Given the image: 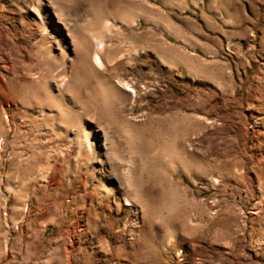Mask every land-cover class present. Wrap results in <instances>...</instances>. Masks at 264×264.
I'll return each mask as SVG.
<instances>
[{"label":"rangeland","instance_id":"374dc122","mask_svg":"<svg viewBox=\"0 0 264 264\" xmlns=\"http://www.w3.org/2000/svg\"><path fill=\"white\" fill-rule=\"evenodd\" d=\"M0 264H264V0H0Z\"/></svg>","mask_w":264,"mask_h":264},{"label":"bare ground","instance_id":"6f19581e","mask_svg":"<svg viewBox=\"0 0 264 264\" xmlns=\"http://www.w3.org/2000/svg\"><path fill=\"white\" fill-rule=\"evenodd\" d=\"M119 21L123 23L125 22L124 20H121V19ZM106 26L107 25L105 24L104 27ZM90 37L94 43V51L92 52V55H91V61L95 66L100 67L102 65L101 52L107 46V41L105 38H103L101 35L95 32H90ZM160 61L162 62V59H160ZM85 138H86V134H85ZM125 200L127 199L125 198Z\"/></svg>","mask_w":264,"mask_h":264}]
</instances>
